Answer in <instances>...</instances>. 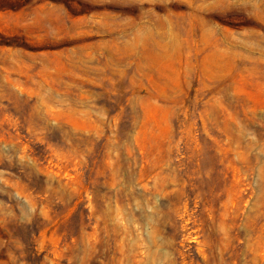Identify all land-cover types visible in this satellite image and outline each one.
Returning a JSON list of instances; mask_svg holds the SVG:
<instances>
[{"label": "rangeland", "instance_id": "374dc122", "mask_svg": "<svg viewBox=\"0 0 264 264\" xmlns=\"http://www.w3.org/2000/svg\"><path fill=\"white\" fill-rule=\"evenodd\" d=\"M0 264H264V0H0Z\"/></svg>", "mask_w": 264, "mask_h": 264}]
</instances>
